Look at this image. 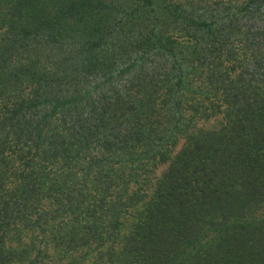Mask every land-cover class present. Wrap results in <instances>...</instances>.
I'll list each match as a JSON object with an SVG mask.
<instances>
[{
  "label": "trees",
  "instance_id": "trees-1",
  "mask_svg": "<svg viewBox=\"0 0 264 264\" xmlns=\"http://www.w3.org/2000/svg\"><path fill=\"white\" fill-rule=\"evenodd\" d=\"M0 264H264V0H0Z\"/></svg>",
  "mask_w": 264,
  "mask_h": 264
},
{
  "label": "rangeland",
  "instance_id": "rangeland-1",
  "mask_svg": "<svg viewBox=\"0 0 264 264\" xmlns=\"http://www.w3.org/2000/svg\"><path fill=\"white\" fill-rule=\"evenodd\" d=\"M215 123H217V121H216V120H213V121H211L210 123H207L206 126L209 127V126L214 125ZM183 146H184V141H181L180 146H179V149H180L181 147H183ZM164 168H165V167L161 168L160 171H161L162 169H164ZM160 171L158 172V175H160V174H159Z\"/></svg>",
  "mask_w": 264,
  "mask_h": 264
}]
</instances>
